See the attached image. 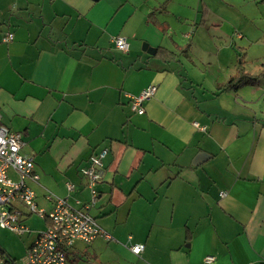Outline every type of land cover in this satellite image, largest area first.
<instances>
[{
    "label": "crops",
    "instance_id": "1",
    "mask_svg": "<svg viewBox=\"0 0 264 264\" xmlns=\"http://www.w3.org/2000/svg\"><path fill=\"white\" fill-rule=\"evenodd\" d=\"M203 1L0 0V124L33 159L36 203L49 211L47 193L66 199L111 237L75 242L69 264H264V0L229 25ZM186 9L224 26L231 65L224 48L200 64L165 44ZM239 65L257 83L221 92ZM148 85L155 96L131 113L126 95ZM91 156L102 164L94 204L79 172Z\"/></svg>",
    "mask_w": 264,
    "mask_h": 264
},
{
    "label": "built area",
    "instance_id": "2",
    "mask_svg": "<svg viewBox=\"0 0 264 264\" xmlns=\"http://www.w3.org/2000/svg\"><path fill=\"white\" fill-rule=\"evenodd\" d=\"M12 38V34H6L3 42H9ZM113 44L121 52L128 51V43L123 37H115ZM156 92V85H148L136 96L126 95L130 112L144 114V103L150 101ZM21 146L20 135L0 124V228L21 237L30 234L31 231L24 221L32 215L48 222L46 228L36 232L27 246L22 264H69L68 251L75 242L89 244L99 237L110 240L109 234L94 218L85 210L71 207L66 199L47 193L45 197L51 203V209L46 211L38 207L35 193L28 182L37 183L39 177L32 157L20 153ZM100 158L101 156H91L88 166L79 170L86 179L92 204L97 197L94 187L102 178ZM127 242L133 255L139 256L142 253L143 245L132 244L130 236ZM213 262L214 258L209 256L202 264Z\"/></svg>",
    "mask_w": 264,
    "mask_h": 264
},
{
    "label": "rangeland",
    "instance_id": "3",
    "mask_svg": "<svg viewBox=\"0 0 264 264\" xmlns=\"http://www.w3.org/2000/svg\"><path fill=\"white\" fill-rule=\"evenodd\" d=\"M197 4L200 3V0H196ZM207 3L209 9L212 13H222L221 16L224 19L222 22H226L228 25L231 23V20H235V16L237 18H241V13L243 14V7L247 6L250 12H254V14L261 13L262 9L258 7L257 4L254 3L252 0H204L201 4ZM243 4V5H242ZM201 6V5H199ZM198 7V6H197ZM200 9L198 8V11ZM184 13H188L189 17L181 21H172L171 32L169 38L166 40L165 44L171 45L169 39L172 40L179 45H182L184 49L190 50L191 56L198 61L200 64H204L205 61L213 59L211 56H201L204 52H216L224 48V56L223 62L226 66L231 65V61H234V57L231 56L233 50L231 48H226L227 42L225 40L228 38L227 34L225 35L226 30H224V26H220L219 28L215 29L213 27L208 26L210 21H207L206 24L200 23L199 20L194 19L195 10H184ZM248 15V14H247ZM256 23H260L259 21H255ZM222 38V39H220ZM236 41V40H235ZM170 42V43H169ZM237 45L239 41H236ZM230 54V55H229ZM226 69H223L222 72L218 74H213V78L215 79H222V81L227 77ZM210 75V74H209ZM205 84L206 87H209ZM41 221L36 215H32L31 217L27 218L24 221V224L30 228V234H24L21 237L9 233L0 228V249H2V253H0V264H5L6 262L9 264V260L15 261L17 264H22V261L25 256V248H27V244L31 241L36 232L42 231L41 228ZM69 257V256H68Z\"/></svg>",
    "mask_w": 264,
    "mask_h": 264
},
{
    "label": "trees",
    "instance_id": "4",
    "mask_svg": "<svg viewBox=\"0 0 264 264\" xmlns=\"http://www.w3.org/2000/svg\"><path fill=\"white\" fill-rule=\"evenodd\" d=\"M163 30L162 32H164ZM157 55L161 56L163 59H171L173 58V54L168 52L167 50L163 48H158L157 49ZM241 62V59H239V64ZM257 83V78L256 77H249L246 74L243 73L240 65L237 70V75L236 77L232 78L229 83L225 84L221 88V92L225 91H235L237 90L240 86L244 84H250V85H255ZM14 261H12L13 263Z\"/></svg>",
    "mask_w": 264,
    "mask_h": 264
},
{
    "label": "water",
    "instance_id": "5",
    "mask_svg": "<svg viewBox=\"0 0 264 264\" xmlns=\"http://www.w3.org/2000/svg\"><path fill=\"white\" fill-rule=\"evenodd\" d=\"M142 51L146 52L149 55H154L155 49L148 48L147 44H143Z\"/></svg>",
    "mask_w": 264,
    "mask_h": 264
}]
</instances>
